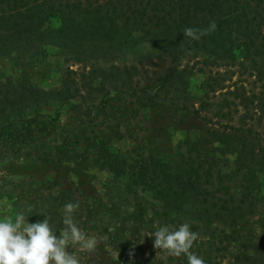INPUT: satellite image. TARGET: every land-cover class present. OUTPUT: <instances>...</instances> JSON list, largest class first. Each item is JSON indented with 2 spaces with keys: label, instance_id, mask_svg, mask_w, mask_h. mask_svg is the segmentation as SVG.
I'll use <instances>...</instances> for the list:
<instances>
[{
  "label": "trees",
  "instance_id": "obj_1",
  "mask_svg": "<svg viewBox=\"0 0 264 264\" xmlns=\"http://www.w3.org/2000/svg\"><path fill=\"white\" fill-rule=\"evenodd\" d=\"M211 21L210 35L184 37L185 28ZM44 47L79 68L67 67L50 90L0 82V160L53 171L40 191L49 185L54 193L32 190L25 203L14 192L0 199L22 208L28 223L47 218L59 235L63 206L76 202L72 187L95 168L110 175L115 198L79 203L78 211L103 230L117 264H187L156 249L150 236L185 222L208 245L195 250L205 264H264V99L238 88L213 100L227 88L228 71L207 76L195 99L194 68L183 65L238 62L264 86V0H0V57ZM63 109L71 121L61 126ZM145 112L174 127L203 124L178 143L184 150L176 159L146 151L142 139L135 160L114 151L112 142L138 137ZM60 175L69 177L65 194L57 192Z\"/></svg>",
  "mask_w": 264,
  "mask_h": 264
},
{
  "label": "rangeland",
  "instance_id": "obj_2",
  "mask_svg": "<svg viewBox=\"0 0 264 264\" xmlns=\"http://www.w3.org/2000/svg\"><path fill=\"white\" fill-rule=\"evenodd\" d=\"M53 23L52 26H55ZM44 53L37 54L35 51L27 54L17 53L7 58L0 57V82L5 83L8 80H12L19 83H25L42 90H50L60 86L61 77L64 70L70 66L71 70H77L79 66H73L72 63L66 61L64 52L60 49L53 47H44ZM238 60L242 57L241 52L237 53ZM199 63V61H197ZM238 63V62H237ZM234 67L224 69H202L200 64L196 61L185 60L183 65H189L194 68V74L190 79V92L195 99H200L202 96L201 86L207 76H215V74H222L224 71H228L227 81L224 86L227 87L221 92L215 94L216 99L221 98L225 92H233L235 89L243 88L245 92L249 94H260L264 99V86L261 83H257L255 77L251 76L248 71H245L238 64ZM204 70V74L200 73ZM158 72L154 71V77ZM199 106L196 105V107ZM70 112L66 109L62 110L60 118V125L63 126L66 122H70ZM228 119L222 118L221 123H226ZM139 128L137 129L138 137L125 136L122 140L112 142V148L116 152H120L122 155L129 158L136 159L137 148L140 146V140L148 142L149 147L145 146V150H155L159 154L166 156L167 158L176 159V153L181 154L184 149L177 151L176 147L178 143L186 138L192 140L198 133L202 126V122L199 120L190 122L182 127H174L171 122L165 119H160L154 114L145 112L140 115ZM131 128V124H128ZM135 140H138L135 141ZM175 153V154H174ZM178 156V155H177ZM88 178L83 183L75 184L71 191L74 190V200L76 202H85L90 204L95 200L101 198L103 203H107L109 196H114V191L111 184V177L107 172H100L99 170L92 168L89 170ZM54 172L47 168H40L37 165L25 163L23 161H16L14 163L0 160V194L12 193L22 198V203L35 193H30L32 190H41V185L48 182L54 177ZM61 180L58 187L59 193H67L70 191V184L68 176L60 175ZM74 182L77 181L73 176L71 178ZM261 193L264 192V179H260ZM28 187L29 189H24ZM49 188V189H48ZM51 186L46 185V189L38 192V195H53L54 191L51 190ZM152 188L147 187L144 195L148 198L153 196L151 193ZM31 195H30V194ZM111 194V195H110ZM159 196V195H158ZM29 200V199H28ZM96 202V201H95ZM18 212H22V208H14L9 202L4 199H0V219L13 218ZM81 214L80 211L75 213V221L79 227L89 235L96 236L102 242L98 245L97 250L93 253H85L78 247H72L69 251L73 252L80 258L81 264H104L105 262H112L117 264V254L109 247L105 245L103 239V230L93 224L92 221ZM207 244L194 243L192 251L195 252L197 248L206 247ZM141 249L146 248V244H141ZM196 253V252H195ZM136 254V253H135ZM136 260L139 258L136 257ZM177 259V258H176Z\"/></svg>",
  "mask_w": 264,
  "mask_h": 264
},
{
  "label": "clouds",
  "instance_id": "obj_3",
  "mask_svg": "<svg viewBox=\"0 0 264 264\" xmlns=\"http://www.w3.org/2000/svg\"><path fill=\"white\" fill-rule=\"evenodd\" d=\"M217 23L211 21L206 28H185L183 35L193 41L216 31ZM79 202H68L62 209L64 225L57 235L47 218L42 222L28 223L22 212L14 219H0V264H81L80 258L69 251L78 247L85 253H93L102 242L84 232L75 221ZM154 247L173 258L185 257L187 264H205L203 257L194 251L199 234L185 222L178 227L161 226L150 235Z\"/></svg>",
  "mask_w": 264,
  "mask_h": 264
}]
</instances>
